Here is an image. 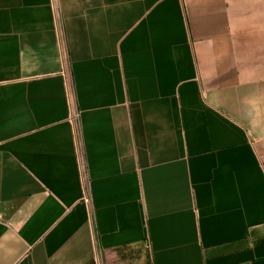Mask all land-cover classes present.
Wrapping results in <instances>:
<instances>
[{
    "label": "crops",
    "instance_id": "crops-1",
    "mask_svg": "<svg viewBox=\"0 0 264 264\" xmlns=\"http://www.w3.org/2000/svg\"><path fill=\"white\" fill-rule=\"evenodd\" d=\"M0 264H264V0H0Z\"/></svg>",
    "mask_w": 264,
    "mask_h": 264
}]
</instances>
